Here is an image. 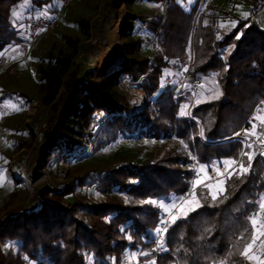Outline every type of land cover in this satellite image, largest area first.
Instances as JSON below:
<instances>
[{
    "label": "trees",
    "instance_id": "16d2710c",
    "mask_svg": "<svg viewBox=\"0 0 264 264\" xmlns=\"http://www.w3.org/2000/svg\"><path fill=\"white\" fill-rule=\"evenodd\" d=\"M260 1L234 0L246 6L249 15L242 18L223 9L204 23V0H193L188 8L165 0L162 14L141 21L148 23L145 32L154 37L153 56L142 54L139 39H130L118 67L99 79L74 65L70 56L47 53L39 59L38 77L49 115L37 151L40 165L67 162L83 152L87 142L96 146L119 138L173 136L189 155L173 149L140 162L122 157L117 166L71 176L60 190L47 187L41 197L37 194L34 206L10 212L0 221V264H125V251L136 248L142 249L140 260L145 263L166 212L161 206L177 204L190 192L183 202L190 198L195 204L178 213L163 232L156 264H253L240 253L251 240L248 218L258 211L264 192V156L255 157L244 175L237 163L222 180L223 194L219 191L216 201L195 185L190 166L209 169L226 160L239 161L241 143L221 140L240 130L264 105V28L255 21ZM46 3L0 0V52L17 41L26 14L47 13L56 5ZM128 18L132 34L133 23L141 18ZM78 24L85 31V22ZM186 69L188 84L197 79L200 86L189 114L181 115L190 100L175 97V79ZM164 72L171 77L169 85L163 83ZM124 78L136 82L149 105L139 110L130 106L120 87ZM98 114L95 131L91 126ZM243 161L248 167L246 156ZM88 184L92 191L85 189ZM67 195L74 200L67 201Z\"/></svg>",
    "mask_w": 264,
    "mask_h": 264
},
{
    "label": "rangeland",
    "instance_id": "374dc122",
    "mask_svg": "<svg viewBox=\"0 0 264 264\" xmlns=\"http://www.w3.org/2000/svg\"><path fill=\"white\" fill-rule=\"evenodd\" d=\"M58 1L47 0L46 4L47 6L55 5ZM122 1H119L117 5L112 4V0L70 1L69 7L62 11L57 28L43 35L45 41L39 42L31 58H26L19 65L7 63L0 66V169L3 170L0 172V176L3 177V181L0 183V221L10 212L34 206L40 188H44L42 195L47 187L60 190L71 176L82 174L89 169L100 171L117 166L122 157L140 162L142 159H157L166 151L173 149L189 155L184 145L173 136L162 139L151 137L119 138L109 144H96V146L93 142H87L83 152L74 154L73 158L67 162L59 160L46 166L39 163L37 151L43 139L41 132L47 128L49 118L47 103L44 101L45 92H43V85L38 77L40 58L45 57L47 53H50L52 57L70 56L74 65L86 67L92 71L94 79H99L101 73L111 69L112 66L118 67L124 59V48L130 39H139L142 54L148 57L153 56L154 37L151 33L145 32L147 28H141L144 23L141 21L150 19L148 15H152L153 7L157 8L160 3L147 0H134L131 3L127 0ZM192 1L177 0L185 8H188ZM260 4V9L255 12V21L261 28H264V0L257 3V5ZM149 5L153 6H150L151 13H148ZM228 8L230 12L241 15L242 18L245 17V14L249 15L247 7L234 2V0H204L203 10L206 14L204 23L208 20L207 16H217L218 10ZM162 12V9H159V13L162 14ZM130 13L141 18L133 23L132 34L127 29ZM194 20L192 26L195 25ZM79 21L85 22V31L79 26ZM120 32L121 34H119ZM68 39L70 42H67ZM188 51L189 58L192 59L190 57L191 54L193 55L191 43ZM3 52L4 50L0 53ZM119 55L120 58L116 63L114 61L111 67L103 68L106 62ZM166 75L164 72L165 77ZM120 87L127 100L133 101L138 107L135 110L150 104L136 84L124 81ZM19 93H23L26 98L20 97ZM197 95L198 93L192 98L194 102L197 100ZM190 102L183 110L187 115L191 107ZM260 113L264 117V110H261ZM100 118L101 115L98 114L93 120L91 129L95 131L98 129ZM90 141H93L92 138ZM201 166L204 168L202 169ZM233 166H228V169L232 170ZM190 167L195 169L193 178H195L197 187H201L203 192L209 194L212 191L219 192L217 187H207V185H217L218 181L206 183L205 174L208 168L205 165H191ZM215 167L216 165L211 168ZM224 178L219 181L222 182ZM197 180H202L203 183H196ZM88 185L90 188L85 187V189L92 191L93 186ZM219 187L223 188V184ZM66 198L67 201H73L74 195H67ZM194 204V199L185 200L180 206L179 213L181 214V208L185 213L189 208H193ZM171 205L172 203H166L165 206L170 208ZM258 211L260 210L258 209ZM251 242L252 237L249 243ZM254 251L258 255L264 251L260 248L259 241L256 242ZM251 262L256 264L255 261ZM26 264L34 263L27 262ZM140 264H151V262L141 261Z\"/></svg>",
    "mask_w": 264,
    "mask_h": 264
},
{
    "label": "built area",
    "instance_id": "2783aa9c",
    "mask_svg": "<svg viewBox=\"0 0 264 264\" xmlns=\"http://www.w3.org/2000/svg\"><path fill=\"white\" fill-rule=\"evenodd\" d=\"M70 1L71 0H59L58 3L55 5V7H53L51 9L50 12L39 13V14H35L33 16L28 15L22 19V22H21L19 30H18V39H17V41L13 42L11 45L15 46L22 53L24 60L28 57L30 49L35 45V43L37 42V40L39 39V37L42 34L49 33V32H51L57 28L58 23H59V19H60L61 14H62V11L69 7ZM164 7H165V0L160 3V7L154 13H152V15H149L150 19L152 17L159 15L160 14L159 9H162V11H163ZM147 25H148V23L144 22V23H142L141 28H146ZM190 57L192 58V54L190 55ZM2 65H4V57H3V55H0V66H2ZM187 76H188L187 69L186 70H179L178 75L175 79L176 85H177V88L175 91V97L177 99L188 98L191 101L190 102V106H191L193 95L199 90L200 80H196L195 82H193L189 85L188 81H187ZM140 79H139V81H140ZM124 81H128V79L124 78L123 82ZM128 82H130V81H128ZM171 82H172L171 77L167 76L165 78L164 85H169V84H171ZM131 83H133V82H131ZM133 84H136V82H134ZM129 103L133 109L138 108L135 106L133 101H131ZM262 108H264V105L257 107L255 109V111L247 118L245 125L237 133H243L245 130L251 131L253 117L254 116L261 117L259 115L258 109L260 110ZM255 122L257 124V129H256L257 135L259 136L262 132H264V121L257 119ZM237 133L231 135V137L226 138L224 140L235 139L241 143V141H243L245 139V137L243 135L238 136ZM261 138H264V137H261ZM251 140L254 142L253 147L251 149H248L247 151L255 152V157H257V156L261 155L260 152H261L262 148H264V146H262L260 144L257 136H252ZM241 145H242V143H241ZM262 156H264V155H262ZM236 165H234V166H236ZM234 166H233V168H234ZM229 171H231V169L229 170L228 166H225L223 163L217 164L214 169L209 168L205 174L206 175V183H216L217 181L226 177L229 174ZM190 194H191V192L189 194H187L185 198L189 197ZM263 194H264V192H263ZM183 200H181L179 203H177L175 207H171L169 209V211H166L164 213V215H163V217L159 223V228L161 229V235H163V232H164L163 229L167 228V226L172 221V217L173 216L176 217L177 214L179 213V209H180V206H181ZM162 221L164 223H162ZM159 242H160V236L157 235V231H156L154 237L151 240L150 248H149V251L147 253V255L149 257L148 258L149 262L154 261L156 264L158 255L161 252V248H158ZM141 255H142V249L141 248H136L134 250H126L124 253V260L123 261L125 264H130V263L140 264L141 263V260H140Z\"/></svg>",
    "mask_w": 264,
    "mask_h": 264
},
{
    "label": "snow or ice",
    "instance_id": "6c2138e0",
    "mask_svg": "<svg viewBox=\"0 0 264 264\" xmlns=\"http://www.w3.org/2000/svg\"><path fill=\"white\" fill-rule=\"evenodd\" d=\"M245 16H247V14H245ZM238 38V37H237ZM0 55H2V53H0ZM259 111V109H258ZM185 113L182 111L181 115H184ZM260 119L262 121H264V117H258V116H254L253 117V121H252V128L251 131L249 130H245L243 133H237V135H243L245 137V139L243 141H241L242 143V150L240 152V160H226L223 161V164L225 166H233L236 165L237 163L239 164V171L241 175L247 174L249 172V170L251 169L252 166V161L255 157V152H250L247 151L248 149H251L253 147V141L251 140L252 136H257V138L259 139V142L262 146H264V132H262L259 136L257 135V124H256V120ZM201 135H203V130H201ZM261 155H264V148H262ZM247 157L248 160V167H244V161H243V157ZM201 168L203 169L204 166H201ZM3 170L0 169V172H2ZM219 174V173H218ZM3 181V177L0 176V183H2ZM196 183H203L202 180H197ZM222 184L221 181L217 182V185H207V187L209 188H213V187H217L220 191L221 194H223V188L219 187ZM211 197L213 201L217 200V192L216 191H212L211 193ZM257 205L260 211L258 212H254L252 215L249 216L248 220L249 223L251 224L252 228V242L247 244L243 251L240 253L241 256H244L246 259H248L249 261H255L256 264H264V251H262L259 255L254 251L255 247H256V242L259 241V246L261 249H264V194H262L259 198V200L257 201ZM175 203H173L171 205V207H175ZM164 207L165 211H169V207L168 206H161ZM194 210V209H193ZM181 211H183V208H181ZM177 219V217L173 216L172 220L173 222H175V220ZM162 223H164L162 221ZM157 235L160 236V242L158 244V248H162L163 247V236L161 235V229L158 228L157 230ZM164 232L167 231V228L163 229ZM147 255V254H145ZM231 255V253L229 254ZM151 264H155L154 261L151 262Z\"/></svg>",
    "mask_w": 264,
    "mask_h": 264
},
{
    "label": "crops",
    "instance_id": "0c3cea01",
    "mask_svg": "<svg viewBox=\"0 0 264 264\" xmlns=\"http://www.w3.org/2000/svg\"><path fill=\"white\" fill-rule=\"evenodd\" d=\"M72 1V0H71ZM58 3V2H57ZM56 3V4H57ZM154 3V2H153ZM157 3V2H156ZM259 4V3H258ZM150 6L151 5H149V12L148 13H151L152 11H153V13L160 7V6H158L157 8L156 7H153V6H151V7H153V10L150 12ZM260 7H261V4L260 5H257V10L258 9H260ZM228 11L226 12L227 14L229 13V14H232L233 12H230V9L228 8L227 9ZM222 12V9H220V10H218V14L217 15H219V13H221ZM148 13H147V15H148ZM130 14H132V13H130ZM222 14V13H221ZM135 15V14H134ZM149 16V15H148ZM64 18V17H63ZM43 35L44 34H42L40 37H39V39L37 40V42L35 43V45L30 49V52H29V55H28V57L27 58H31V56H32V54H34V52H35V47H37L38 45H39V42H44L45 41V38L43 37ZM2 55H3V57H4V65L5 64H16V65H19V64H21V62H24V59H23V55H22V53L15 47V46H13V45H10V46H8L7 48H5L4 49V52L2 53ZM21 56V57H20ZM261 110H264V108H262V109H260L259 110V115L261 116V117H263L262 116V114L260 113L261 112Z\"/></svg>",
    "mask_w": 264,
    "mask_h": 264
},
{
    "label": "water",
    "instance_id": "95a60500",
    "mask_svg": "<svg viewBox=\"0 0 264 264\" xmlns=\"http://www.w3.org/2000/svg\"><path fill=\"white\" fill-rule=\"evenodd\" d=\"M43 190H44V188H43V187H42V188H40V189L38 190V196H39V197H41Z\"/></svg>",
    "mask_w": 264,
    "mask_h": 264
},
{
    "label": "bare ground",
    "instance_id": "6f19581e",
    "mask_svg": "<svg viewBox=\"0 0 264 264\" xmlns=\"http://www.w3.org/2000/svg\"><path fill=\"white\" fill-rule=\"evenodd\" d=\"M119 34H121V32H120ZM117 61H118V59H117L114 63H116ZM114 63H112V65H113ZM110 67H111V65H110Z\"/></svg>",
    "mask_w": 264,
    "mask_h": 264
}]
</instances>
